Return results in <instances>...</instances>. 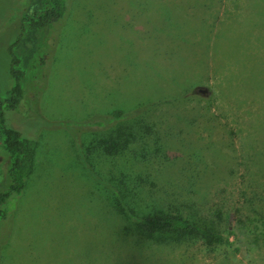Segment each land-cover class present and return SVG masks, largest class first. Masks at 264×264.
<instances>
[{
	"label": "rangeland",
	"instance_id": "1",
	"mask_svg": "<svg viewBox=\"0 0 264 264\" xmlns=\"http://www.w3.org/2000/svg\"><path fill=\"white\" fill-rule=\"evenodd\" d=\"M30 1L0 0V97ZM31 37L13 47L26 75L6 118L38 141L36 171L7 201L0 264H264V0H68ZM138 108L146 145L88 123ZM7 161L0 143V189ZM110 187L215 240L149 235Z\"/></svg>",
	"mask_w": 264,
	"mask_h": 264
},
{
	"label": "trees",
	"instance_id": "2",
	"mask_svg": "<svg viewBox=\"0 0 264 264\" xmlns=\"http://www.w3.org/2000/svg\"><path fill=\"white\" fill-rule=\"evenodd\" d=\"M67 12L68 0H31L19 18V34L10 48V75L14 79V83L6 92V96L0 97V143L8 154L5 172L6 184L3 189H0V221L9 214L7 201L13 196H19L26 190L29 181L33 178L36 171L38 150V141L35 138L23 136L19 130L7 122L6 118V111L16 109L23 97L22 81L26 75V61L14 53L13 47L15 45L23 46L24 41L28 38L31 39L35 33L50 32L55 24L61 23L65 19ZM138 111L139 108L133 111V114H128L116 110L110 114L90 119L88 123L95 126L93 133L96 135H104L105 132L113 128L126 147L136 141L146 145L145 138L153 131V125H148L147 118L143 114H138ZM78 135L80 137V134ZM155 152L163 155L161 148H157ZM119 153L121 152L113 153L111 156ZM91 175L93 176V174ZM110 190L117 193L118 210L132 219L141 230L149 235H177L180 238L190 240L201 238L208 244L215 240L213 232L195 220L163 212L140 217L123 203L122 197L118 196L115 189L110 187Z\"/></svg>",
	"mask_w": 264,
	"mask_h": 264
},
{
	"label": "water",
	"instance_id": "3",
	"mask_svg": "<svg viewBox=\"0 0 264 264\" xmlns=\"http://www.w3.org/2000/svg\"><path fill=\"white\" fill-rule=\"evenodd\" d=\"M200 91H201L202 93H206L208 90H207V88H201Z\"/></svg>",
	"mask_w": 264,
	"mask_h": 264
}]
</instances>
